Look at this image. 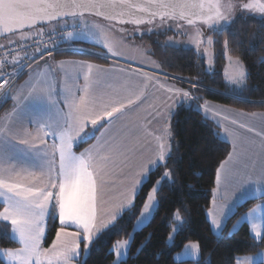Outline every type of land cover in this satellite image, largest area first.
Segmentation results:
<instances>
[{
	"label": "snow or ice",
	"instance_id": "snow-or-ice-1",
	"mask_svg": "<svg viewBox=\"0 0 264 264\" xmlns=\"http://www.w3.org/2000/svg\"><path fill=\"white\" fill-rule=\"evenodd\" d=\"M125 3L126 0H120L121 6ZM127 6L149 13L148 22L157 16L162 21L165 18L186 20L188 25H195L199 21L221 35L229 30L228 26L233 23V13L237 7L242 11L264 15V0H240L238 4L233 0H198L194 3L187 0L184 2L149 0L146 6L132 4ZM116 7L115 0H110L109 3H101L99 0H0V32L5 35L18 33L21 39H26L29 33L24 29H31L41 21L50 22L66 17L83 18L85 13H94L107 20H113L124 15L123 12H115ZM105 8L113 11L106 14L103 11ZM118 22L141 24L145 21L134 19ZM89 34L93 37L100 36V32L91 29ZM202 35L197 31L192 38L197 50L201 43L208 45L213 43L211 37L202 40ZM78 36L79 34L77 38ZM68 37H73V33L69 32ZM101 43L109 53L117 55L106 39L101 38ZM224 45L227 48V40L224 41ZM3 47L4 45H0V48ZM10 54L6 53L0 58V102H6L8 99L15 102L11 118L0 125V207H2L0 222L10 224V238L19 242L21 247L6 249L3 255L9 264H72L80 255L81 241L85 243L87 254L88 245L92 244L95 234L101 233L109 225L115 226L117 218L121 217L125 210L130 211L135 206L136 197L144 185L152 181L153 175L159 169H163L162 176L156 179L155 186L147 196V202L143 204L141 218L137 221L136 227L144 226L153 217L159 203L155 194L163 187L161 181L175 182L173 179L175 169L169 167V161L172 159L170 142L172 105L166 102L163 109L148 114L153 119L162 117L164 121L159 129V135L149 133L155 141L150 154L146 155L143 151L138 155L126 154L117 144H109L108 139H105V132L101 131L100 137L97 138L98 145L77 155L74 151L75 146L86 142L95 136L97 131L112 124L114 119L123 116L124 110L133 105L135 100H139L142 92L134 94L135 100L129 96L126 102L111 98L106 101L103 96L94 94L90 83L92 66L87 65L88 72L83 76L86 83L75 92L66 82L60 89L52 82L43 83L40 87L29 82L26 84L27 92L24 91L25 86H21L17 89L16 95H12L11 90L16 87L13 73L17 69L14 67L13 72L9 73L4 65L7 63L20 68L25 65L20 63L18 53L8 59ZM40 59H43V56ZM206 62L211 63L210 58H207ZM235 63L238 70L228 75V82L233 86V91L237 89L242 91L246 86L248 73L239 58ZM27 67L30 68L31 65ZM109 87L112 85L109 84ZM193 87L196 85L193 84ZM77 92H82L83 95H77ZM175 92L182 97L181 103L195 99L190 92L180 89H176ZM198 107L205 113L209 111L207 105ZM87 127L91 129L88 132L85 131ZM240 127L244 125L241 124ZM249 131L253 129L250 128ZM224 132L227 136H232L227 128ZM96 148L102 151L93 159L92 151ZM233 148L235 150V144ZM113 157L119 159L129 172L121 181L125 187L121 193L122 198H114L109 203L104 199V178L109 172V165L113 163ZM232 158L233 155L230 153L228 158L221 162L217 170V185L221 182V171ZM232 175L235 173H230V177ZM237 179L239 183L237 200L244 199L249 193V188L245 183V177L239 176ZM215 191L212 201L214 206ZM259 198H264V192H261ZM259 207L262 209L259 217L261 224L258 226L254 223L252 231L254 238L264 240V236L261 235L264 230V205ZM104 212L107 219L102 215ZM208 215L213 228L221 230L222 223L217 218V213L209 211ZM219 215L224 214L221 212ZM49 217L58 219L61 228L56 233V239L51 247L44 248L42 245ZM173 218L177 222L173 233H177L186 221L179 210L173 213ZM73 226L77 231L65 230ZM174 239L173 235L168 236L170 242H174ZM127 245L128 241L117 242L114 249L118 257L116 264H122L119 258L126 254ZM121 249H125V252H121ZM199 250L198 244L190 243L185 246L184 255L198 256ZM259 257L257 264H264V253L259 254ZM245 264H251V260L246 259Z\"/></svg>",
	"mask_w": 264,
	"mask_h": 264
},
{
	"label": "trees",
	"instance_id": "trees-1",
	"mask_svg": "<svg viewBox=\"0 0 264 264\" xmlns=\"http://www.w3.org/2000/svg\"><path fill=\"white\" fill-rule=\"evenodd\" d=\"M228 27L229 30L222 35L203 31L215 37V67L212 72L207 70L205 58L194 47L174 46L165 42L173 30L139 31L138 40L149 46L150 54L163 72L182 78L179 84L188 88L200 101L214 100L249 111L264 109V15L240 11ZM225 40L228 41L227 48ZM75 44L95 46L85 41ZM226 51L240 58L247 67L246 86L242 91H233L226 80ZM54 55L57 58L81 56L104 63L111 62L101 53L88 50L62 49ZM192 83H196L195 88ZM9 105L10 101L7 100L0 108V115L9 109ZM217 133L219 127L194 104L179 106L173 119L172 159L169 161V167L175 169V182L161 181L163 187L157 191V210L148 223L134 230L148 194L155 186L156 179L162 176L164 170L159 169L136 197L135 206L130 211L126 210L114 223L115 226H110L95 240L89 253L80 258V264H112L116 257L115 244L129 237V255L122 260V264H237L239 256L263 250L264 240L254 238L248 223L244 222L233 232L227 229L254 204L255 199L238 207L221 235L214 232L207 216L217 170L231 151L230 143ZM94 137L75 146V149L82 150ZM176 210L180 211L186 223L175 233L174 242H169L168 236L177 225L173 218ZM58 227V219L50 217L44 246L51 245ZM10 232V225L0 222V248L18 246L10 238ZM190 241H198L200 258L178 260L176 253ZM0 264H4L1 259Z\"/></svg>",
	"mask_w": 264,
	"mask_h": 264
},
{
	"label": "crops",
	"instance_id": "crops-1",
	"mask_svg": "<svg viewBox=\"0 0 264 264\" xmlns=\"http://www.w3.org/2000/svg\"><path fill=\"white\" fill-rule=\"evenodd\" d=\"M74 21L80 23L79 25L84 28V25L88 22L81 19H74ZM65 22H67V20L57 23L47 30L59 29L64 26ZM36 31H32V33L30 31L29 35L32 37ZM106 40L109 42L108 38H106ZM77 41H85L95 46L77 45L75 44ZM138 42L140 49L136 52H126L124 51L123 46L114 45L109 42L113 51L117 53V55H112L107 51L104 44L101 43V39L99 37H93L88 33L87 36H78V38L77 36L70 37L68 39V48L79 46L81 47V50L79 51L88 50L106 54L107 56H103L109 58L111 62L104 63L81 56H65L57 58L54 54L48 55L46 53H39L36 55L35 60L28 69L26 75L15 83L16 87L12 88L11 94L16 95L17 89L21 86H25L24 91L27 92L28 89L26 84L29 82L37 87L42 86L43 83L52 82L58 89L62 88L66 82L68 86L71 87L72 91L75 92L77 88L83 87L86 83L83 76L88 72L87 65L92 66L90 83L92 84L94 94L97 96H103L106 101L111 98L115 100H125L126 102V98L129 96L135 100L134 94L142 92L141 98L139 100H135L133 105H129L124 110L123 116L119 119H114L112 124H108L104 129L97 131L90 144L80 151H77L74 147V151L77 155L85 152L86 149H92L93 146L98 145L97 138L100 137L101 131L105 132V139H108L109 144H117L120 150L126 154L131 155L135 153L138 155L141 151H143L146 155L150 154L155 141L149 133L159 135V129L163 125L164 121L162 117L153 119L152 116L148 114L154 113L157 109H163L166 102L172 105L171 111L173 114L170 116L172 139L170 142L173 148V119L178 107L184 104H194L195 107L201 111V108L198 106L207 105L209 111L207 113L204 111L201 112L219 127L220 136L230 143V153L233 155L231 162L226 165L225 169L220 173V184L217 185L215 182L212 201L214 191L218 189V191H215L216 205L214 206L211 201L207 210V216L210 220L208 215L209 211L217 213V218L221 220L222 228L221 230H215L213 228V230L217 235H221L225 231V228H227L229 218L236 212L238 207L249 200L255 199L254 204L239 218L234 220L230 227L227 228L230 232H233L246 222L248 223L251 233L254 236L252 225L254 223L258 226L261 224L259 217L262 209L259 206L264 205V198H259L261 192H264V109L252 111L246 110L245 112L241 111L239 113H235V116H232L231 114L220 111L217 106L222 105H219L220 103L218 104L214 100L208 99L200 101L188 88L179 84V80H182V78L162 71L160 64L150 54L149 46L147 44H144L142 41ZM133 47L136 48L137 46L134 45ZM41 56H43V59H40ZM100 69H104L106 71H100ZM121 69L124 71L121 72ZM69 77H71V79H68ZM109 84H111L112 87H109ZM194 84L196 85V83ZM228 84L230 85L229 82ZM169 89H172V91H169ZM176 89L190 92L195 99L181 103L182 97L175 92ZM77 95H83V93L77 92ZM8 100L10 101L9 109L0 115V125H2L6 119L11 118L15 107V102L12 99ZM225 117H227V119H225ZM221 118L226 121H222ZM233 121H235V123H233ZM241 124H243L244 127H240ZM224 127H227V129L232 133V136H227L225 134ZM250 128L253 129V131H249ZM90 130V127L85 129L86 132ZM49 144H51V140H49ZM233 144H235V150L233 148ZM101 151L102 149L99 148L94 149L92 151L93 159H95ZM128 172L129 169L125 168L119 159L113 157V163L109 165V172L104 179L106 184L109 181L117 182L122 188L111 189L106 197V201L111 203L114 198H122L121 193L125 190V187L121 184V181L125 179ZM230 173H235V175L230 177ZM239 176L245 177V183L249 188V193L244 199L237 200V197L239 196V183L237 177ZM125 183H127V181H125ZM115 192H119V194L113 195ZM0 211H2V207H0ZM221 212L224 214L223 216L219 215ZM102 215L104 219H107L106 212L102 213ZM49 219L50 217L47 219L45 235L49 225ZM110 226L112 225H109L106 229ZM60 228L61 224L59 223L57 232ZM106 229H103L99 234H95L92 245ZM65 230L68 232L77 231L74 226L67 227ZM261 235H264V230H262ZM55 239L53 241H55ZM17 243V247L0 248V259L4 262V264H9V261L3 255V251L6 249L20 248L21 245L19 242ZM51 245L44 246L43 241L42 246L44 248H50ZM80 249L83 252L82 254L80 252L79 257H84L86 254H84L85 243L83 241L80 243ZM261 253H264V249L254 254L239 256L237 258V264L239 261L243 262L247 258L251 260V264H257V261L260 258L259 254ZM185 259L190 258L179 256L178 260ZM73 264H80V260L75 261Z\"/></svg>",
	"mask_w": 264,
	"mask_h": 264
},
{
	"label": "rangeland",
	"instance_id": "rangeland-1",
	"mask_svg": "<svg viewBox=\"0 0 264 264\" xmlns=\"http://www.w3.org/2000/svg\"><path fill=\"white\" fill-rule=\"evenodd\" d=\"M240 11H242V10L240 9ZM256 14L259 15V16H263L260 13H256ZM69 19L70 20L64 19V20L55 21V22H52L50 24L40 26L38 28L36 27V28L30 29V30H25V32L30 34V31L32 33V31L34 32L36 30L37 31H40L42 29H46L47 30V29H50V27L56 25L57 23H60L62 21H66V20H67V22H65V24H69V23L78 24V25L80 24V23L75 22L73 18H69ZM76 19H81V20L88 21L84 25L85 28L87 29L86 31H87L88 34H89V30L90 29L92 31H94V32H100V36H99L100 39L101 38H104V39L108 38L110 43H113L114 45L123 46L124 47V51H126V52H129V51L136 52L138 49H140L139 48V42H138V41H140V40H138V37L140 36L139 31H135V30L119 31V30H116L115 28H113L111 26H108L107 24H105L101 20H99V19H97V18H95L93 16H90V15H84L83 18H76ZM153 29L154 30H161V29L167 30V29H169V31L173 30V34H171L167 38V40L165 41L167 44H171V45H174V46L194 47L195 49H196V47L193 44V39L192 38L196 35L197 31H199V32H201L203 34L202 37H201L202 40H205L207 37H211V39L213 41V43L211 45H208L207 43H201L199 45V50H197V49L196 50L205 58V61H206L207 58H210L211 63H207L206 62L207 70L209 72H212L214 70V67H215V52H214V40H215V37H214L213 34H207L206 35V34L203 33V30L200 27L195 26V25H180L177 22H169V21L168 22H162L161 24L156 25ZM28 36L31 37L30 35H28ZM7 37L10 38V39H21V37H20V35L18 33L8 35ZM144 44H146V43H144ZM134 45L137 46V47L134 48L133 47ZM205 50H207V51H205ZM226 58H227V66H226V71L225 72H226V77H227V80H228V75L232 74V73H234L235 71L238 70V65L235 63V61H236V59L238 57L233 56L230 53H228V51H226ZM240 61H241V59H240ZM243 65L245 66V68L247 70L246 65L244 63H243ZM247 73H248V70H247ZM246 81H247V78H246ZM245 84H246V82H245ZM216 102L218 104L220 103L219 105H222V106H217L220 109V111H223V112H226L228 114H231L232 116H235L234 115L235 113H239L241 111H243V112L246 111V110H244L242 108H239V107H237L235 105H232V104H226V103H222V102H218V101H216ZM257 110H261V109H257ZM221 120L222 121H226L223 118H221ZM224 128H227V127H224ZM115 188H120L121 189L122 187H120V185L117 182L109 181L107 184L105 182V185H104V199L105 200H106V197L108 196L110 190L111 189H115ZM119 192H115V193H113V195H118ZM155 195H156V201H158L157 192H156ZM140 218H141V216H140ZM136 224H137V222H136ZM175 227H177V225H175ZM140 228H137L136 225H135V230L140 229ZM171 235L175 236V233L172 232ZM124 241H128V245L126 247V254H124L122 257L119 258L121 261L123 259H126L128 257V255H129L131 237L123 238V239H121V240H119L117 242H124ZM190 243H196V244L199 245L198 241H190L186 245H188ZM116 244H115V246H116ZM91 246H92V244L88 245L87 254L89 253V251L91 249ZM120 251L121 252H125V249H121ZM82 252L83 251H81V254H82ZM184 253H185V247L181 251L177 252L175 256L177 258V255L179 254V256H185L186 258L197 260V259H199L200 255H201L200 254V250H199L198 256H186V255H184ZM84 254H86L85 250H84ZM86 255H84V257ZM80 258L81 257L76 258L75 261H79ZM117 260H118V257L116 255L115 260L113 261L112 264H116ZM75 261L73 260L72 264L75 263ZM245 261L246 260H244L243 262L239 261L238 264H245Z\"/></svg>",
	"mask_w": 264,
	"mask_h": 264
},
{
	"label": "built area",
	"instance_id": "built-area-1",
	"mask_svg": "<svg viewBox=\"0 0 264 264\" xmlns=\"http://www.w3.org/2000/svg\"><path fill=\"white\" fill-rule=\"evenodd\" d=\"M69 32H72L73 36H77V34H79V36H87V31L83 26L69 23L59 29H42L33 34L32 37H27L26 39H10L8 37L0 38V45H4L3 48H0V58H3L6 53H11L8 56V59H11L12 55L18 53L20 63L25 65L23 68L7 63L4 65L9 73L13 72L14 67L17 69V71L13 73L15 83L26 75L29 69L27 65L33 64L37 54H47L48 52L54 54L62 49L81 50V47L79 46L68 48L67 43L70 38L68 37ZM101 55L107 56L106 54ZM5 103L6 102H0V108H2Z\"/></svg>",
	"mask_w": 264,
	"mask_h": 264
},
{
	"label": "water",
	"instance_id": "water-1",
	"mask_svg": "<svg viewBox=\"0 0 264 264\" xmlns=\"http://www.w3.org/2000/svg\"><path fill=\"white\" fill-rule=\"evenodd\" d=\"M99 2H101V3H109L110 0H99ZM180 2H184V0H180ZM187 2L194 3V2H198V0H187ZM233 2L238 4L240 2V0H233ZM115 3L117 5V7L115 8V12H117V13L123 12L124 13L123 16H118L116 19H113V20H107L103 16H97L94 13H85V15L93 16V17L101 20L102 22L110 25L111 27H114V28L120 29V30L148 31V30L153 29L156 25L161 24L162 22H168V21L169 22H177L180 25H188L186 20H179V19L173 20V19L165 18L162 21L158 16L155 19H152L151 22H148L149 19H150L149 13L140 12L136 8H129L127 6L129 4L146 6L149 3V0H126V3L124 5H122V6L120 4V0H115ZM103 11H105V13L107 14V13L113 11V10L105 8ZM189 11H195V10L194 9H189ZM239 12H240V8L237 7L235 9L234 13H233L234 20L237 17ZM68 18H71V17L61 18L60 20H64V19H68ZM134 19H143L145 22L141 23V24H135V23H131V22H128V23H120V22H118L119 20L131 21V20H134ZM55 21H59V20H53V21H50V22L41 21V22L37 23L33 28H36V27L38 28L40 26L47 25V24H50V23L55 22ZM195 26L200 27L206 33L215 32V31H212L211 29H209L207 25L202 24L199 21H197ZM33 28H31V29H33ZM25 30H30V29H24V31ZM11 34L12 33L5 35L3 32H0V38L7 37L8 35H11Z\"/></svg>",
	"mask_w": 264,
	"mask_h": 264
}]
</instances>
